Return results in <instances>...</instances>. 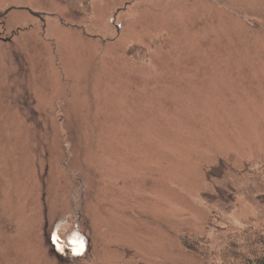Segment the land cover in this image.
Returning <instances> with one entry per match:
<instances>
[{"label": "rangeland", "instance_id": "rangeland-1", "mask_svg": "<svg viewBox=\"0 0 264 264\" xmlns=\"http://www.w3.org/2000/svg\"><path fill=\"white\" fill-rule=\"evenodd\" d=\"M264 157V0H0V264H197L259 226L206 171Z\"/></svg>", "mask_w": 264, "mask_h": 264}, {"label": "trees", "instance_id": "trees-1", "mask_svg": "<svg viewBox=\"0 0 264 264\" xmlns=\"http://www.w3.org/2000/svg\"><path fill=\"white\" fill-rule=\"evenodd\" d=\"M83 2L92 0H69ZM234 155L222 156L206 171L208 190L203 199L217 210L229 212L237 195H244L256 205L259 226L216 227L212 235H187L184 248L197 264H264V157L239 167Z\"/></svg>", "mask_w": 264, "mask_h": 264}]
</instances>
